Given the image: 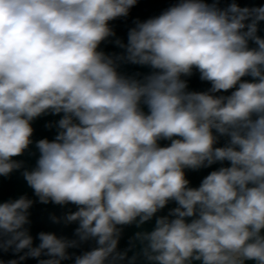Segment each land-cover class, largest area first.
Instances as JSON below:
<instances>
[{"label": "clouds", "instance_id": "clouds-1", "mask_svg": "<svg viewBox=\"0 0 264 264\" xmlns=\"http://www.w3.org/2000/svg\"><path fill=\"white\" fill-rule=\"evenodd\" d=\"M137 2L0 0V176L24 168L13 158L33 144L32 122L62 114L22 175L39 203L76 206L53 223L78 225L75 239L40 232L34 247L27 226L37 201L0 203V250L24 252L0 264H61L90 240L96 246L74 264H264V5L179 0L136 20L127 43L115 39L121 53L100 50L116 36L109 22ZM121 64L152 71L127 75ZM193 69L210 89L188 90L182 77ZM225 161L189 186L185 169ZM154 217L153 230L118 249L126 226Z\"/></svg>", "mask_w": 264, "mask_h": 264}, {"label": "water", "instance_id": "water-1", "mask_svg": "<svg viewBox=\"0 0 264 264\" xmlns=\"http://www.w3.org/2000/svg\"><path fill=\"white\" fill-rule=\"evenodd\" d=\"M179 0H138L137 4L130 9L129 15L127 17L117 18L110 21V27L116 33L115 37L110 38L108 41L103 42L100 45V50L108 54H119L123 49L117 47L114 43L115 39L119 38L124 43H127V36L129 29L135 27V21H145L149 18L160 15L164 10L170 6L178 3ZM208 3H212L213 0H206ZM236 3L241 7H257L264 5V0H219V7L226 8L231 3ZM261 38H264V21L259 22L258 33ZM250 47H255L253 43L250 42ZM119 71L127 75H144L149 74L152 69L147 66H139L133 64H121ZM188 81V90L204 92L211 88V83L203 81L200 79V73L198 70L193 69V74L190 77H182ZM242 80L252 81L251 77H243ZM235 89H230L227 92L221 91L216 95H230ZM144 111L147 112V108L144 107ZM61 115H43L38 117L32 122V127L34 129L32 140L33 144L29 146V149L25 151L22 156L14 157L13 159L24 162V168L31 170L36 165V160L39 157V152L35 147V141L43 138H47L50 141L53 140L57 134V128L55 127V122H57ZM51 124L52 127L47 125ZM225 143V138H221L220 142L216 146H223ZM160 146H168L170 141L161 140L159 141ZM230 166V163L225 161L223 164L216 163L206 168H201L199 170L185 169V176L189 180L190 187H199L203 178H205L211 171L218 170L220 167ZM24 168L20 170L13 171L8 177L0 176V203L6 202L10 199H17L22 195H27L29 198L37 201L34 203L33 207L30 209V225L29 228L30 235L33 237V246H38L40 241L38 239V234L40 232L55 233L58 237H66L68 239H75L74 231L78 225L76 223L65 225L61 223H53L50 219L51 215H56L57 217H62L65 213L69 211H76L75 205L69 204L66 206H59L52 203L42 204L39 203L35 197L33 190L27 185L22 172ZM176 203L170 202L163 210L157 213V216L167 215L169 210L175 208ZM191 218H189L190 220ZM155 227V217L143 224L141 227H136L135 225L126 226L123 229L122 237L118 244V249L124 251L129 248L130 240L134 237L136 232L139 231H151ZM96 246L95 241H88L80 244L79 247L68 249V253L72 257L71 259L61 261V264H74L75 256L81 255L86 251H90ZM27 251V250H24ZM140 251L139 242H136L135 247L128 252V256L131 257L134 253ZM24 252L15 254L12 250L4 252L0 250V261L7 262L12 259L19 260V256L23 255ZM49 257L41 256L39 258H26L19 262V264H38L39 259H47ZM137 264H147V262L141 256L137 261ZM194 264H201L199 261H195ZM246 264H255V261H247Z\"/></svg>", "mask_w": 264, "mask_h": 264}]
</instances>
